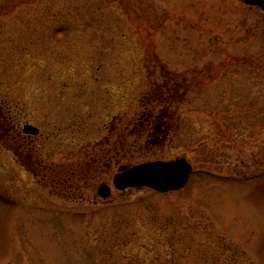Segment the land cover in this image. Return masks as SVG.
<instances>
[{"label":"rangeland","instance_id":"374dc122","mask_svg":"<svg viewBox=\"0 0 264 264\" xmlns=\"http://www.w3.org/2000/svg\"><path fill=\"white\" fill-rule=\"evenodd\" d=\"M162 110L168 130L139 138ZM16 121L40 135L12 143ZM179 158L192 174L178 192L113 188L119 166ZM0 192L7 262L264 264V12L0 0Z\"/></svg>","mask_w":264,"mask_h":264},{"label":"water","instance_id":"95a60500","mask_svg":"<svg viewBox=\"0 0 264 264\" xmlns=\"http://www.w3.org/2000/svg\"><path fill=\"white\" fill-rule=\"evenodd\" d=\"M244 4L260 7L264 11V0H241ZM25 134L37 135L39 130L30 125L24 126ZM189 163L180 158L173 161H154L136 166H121L113 179V186L118 191L127 189H149L159 193H168L183 188L191 174ZM110 188L102 184L98 196L105 199L110 196Z\"/></svg>","mask_w":264,"mask_h":264},{"label":"flooded vegetation","instance_id":"af4514ba","mask_svg":"<svg viewBox=\"0 0 264 264\" xmlns=\"http://www.w3.org/2000/svg\"><path fill=\"white\" fill-rule=\"evenodd\" d=\"M4 40L8 41V39H6V36H5ZM9 40L11 41V38ZM160 113H162L160 116H156L158 113L157 114H154V113L145 114L142 118L139 119V121L141 123L140 126L143 127L142 131H140L139 138H141L149 130H151V131L154 130L155 133H157V134L164 133L166 130H168V123H169L168 119H167L168 112H167V110H162ZM152 124L155 125L153 127V130L151 129V125ZM15 125L16 126L13 127V130H14L15 134H13L11 137L9 136V139L11 138L10 140L14 141L12 143L18 144L19 140L20 141L22 140L26 145H29L30 143L27 141V139H31L32 137H38V136L24 135L22 130H21V127L18 126V122L17 121L15 122ZM130 125H132V124H130ZM18 127H20L19 130H18ZM155 138L157 139V142H155V144H156V143L159 142V135H157ZM125 140H126V137H124V136H122L120 134L116 135V137L113 138V131H111L109 137L106 136V140L105 141L106 142H114V147H116V145H117L116 142H124ZM151 143H153V142H151ZM22 146L23 145L17 146V150H20ZM30 149H32V148H30ZM9 151L13 152V155H14V157L16 159H22V157H24V156L28 158V156H29L28 154L27 155L23 154V152L18 153L15 150L13 151L12 149H10ZM28 152L32 153L33 151L32 152L28 151ZM1 197H2V194L0 192V201H1ZM16 259L17 260L21 259V257L19 255L18 256H14L9 262H7L4 257H3V260H2V257H0V264H15L16 263Z\"/></svg>","mask_w":264,"mask_h":264},{"label":"trees","instance_id":"16d2710c","mask_svg":"<svg viewBox=\"0 0 264 264\" xmlns=\"http://www.w3.org/2000/svg\"><path fill=\"white\" fill-rule=\"evenodd\" d=\"M58 169H57V167H55V171H57ZM66 170V169H65ZM56 173H58V172H56ZM73 175H74V173H73ZM70 178V177H69ZM81 178V177H80ZM86 179V177H84V180ZM58 180V179H57ZM66 182H67V180H65ZM65 183V182H64ZM169 264H177V262L175 261V260H173V263L170 261L169 262Z\"/></svg>","mask_w":264,"mask_h":264}]
</instances>
